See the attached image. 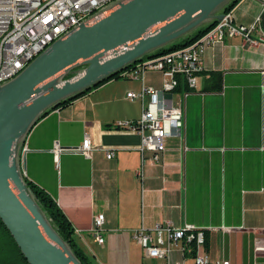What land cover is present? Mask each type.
<instances>
[{
	"label": "crops",
	"instance_id": "obj_1",
	"mask_svg": "<svg viewBox=\"0 0 264 264\" xmlns=\"http://www.w3.org/2000/svg\"><path fill=\"white\" fill-rule=\"evenodd\" d=\"M229 11L237 24L257 17L249 33L254 41L234 34L205 48L195 89L184 96V126L166 139L158 161L149 150L140 158L137 134L113 125L138 117L139 101L125 92L141 83L159 87L155 69L105 79L47 109L27 132L23 177L55 200L93 262L159 264L142 254L132 231L169 221L203 229L208 241L202 248L212 257L264 264V9L258 0H237ZM173 95L180 97L179 90ZM164 98L168 104L170 93ZM84 133L113 156L93 148L89 156L63 150L55 157L53 141L78 145ZM99 212L101 244L91 234ZM192 256L185 242L170 251L171 260L184 264H192Z\"/></svg>",
	"mask_w": 264,
	"mask_h": 264
},
{
	"label": "water",
	"instance_id": "obj_2",
	"mask_svg": "<svg viewBox=\"0 0 264 264\" xmlns=\"http://www.w3.org/2000/svg\"><path fill=\"white\" fill-rule=\"evenodd\" d=\"M228 1L114 0L98 18L55 38L0 83V220L28 264H82L24 181L21 148L33 123L61 100L220 19Z\"/></svg>",
	"mask_w": 264,
	"mask_h": 264
},
{
	"label": "built area",
	"instance_id": "obj_3",
	"mask_svg": "<svg viewBox=\"0 0 264 264\" xmlns=\"http://www.w3.org/2000/svg\"><path fill=\"white\" fill-rule=\"evenodd\" d=\"M114 0H0V83L13 76L17 67H23L34 55L43 50L44 42L98 18L103 9ZM264 9V0H258ZM254 21L248 25L233 23L230 11L223 12L208 29L190 43L160 55L137 60L128 70L120 73L128 77H142L144 70L155 69L161 73V85L152 87L141 83L138 90H128L125 97L140 103V112L134 119L117 120L114 127L133 132L138 136L136 149L143 158L149 150L151 158L158 161L159 153L165 148L168 137L177 136L184 126V96L195 89L197 74L202 69L201 57L207 46L220 42L225 36L240 34L244 39L254 41L249 35ZM262 39V37H261ZM179 87V88H178ZM179 90L180 97H174ZM170 93L166 104L164 95ZM93 148L103 149L105 157L114 151L95 147L86 133L80 144L61 146L53 141L52 151H75L89 156ZM141 178V173H139ZM103 214L92 218L91 234L101 244ZM223 231L228 227L221 226ZM144 256L159 260V264H184L173 261L170 251L178 242L193 250L192 264H231L227 257H212L203 250V229L183 222L179 226L169 221H157L151 227L140 225L132 231Z\"/></svg>",
	"mask_w": 264,
	"mask_h": 264
},
{
	"label": "trees",
	"instance_id": "obj_4",
	"mask_svg": "<svg viewBox=\"0 0 264 264\" xmlns=\"http://www.w3.org/2000/svg\"><path fill=\"white\" fill-rule=\"evenodd\" d=\"M236 2L237 0H229L223 6L222 11L223 12L229 11ZM214 22L215 20H211L207 23L201 24L200 26L196 27L192 31L173 40L172 42L167 43L163 46H160L146 53L145 55L141 57V59L160 55L162 53L182 47L183 45L192 42L199 35H201L206 29H208ZM131 66H133V63L127 65L125 70H128ZM71 74L72 72L66 73L64 77H68ZM116 76L128 77L118 72V73H114L113 75L105 79L116 77ZM103 80L99 81L95 85L99 84ZM95 85H91L89 88H92ZM84 91L77 92L74 95L61 100L54 107L68 103L71 99L78 96ZM24 181L26 185L29 187V189L32 191V193L34 194L38 204L40 205L41 209L44 211L45 215L49 218L54 229L57 231L60 237L68 243L70 249L72 250L74 255L79 259V261L82 264H97L93 262L88 257V255L82 250V248L77 244L73 236V227L69 219L63 213V211L58 206V204L55 202V200L44 189L38 187L36 184L32 183L30 180L26 179L25 177H24ZM207 241H208L207 234L203 230V247L206 246ZM0 264H28V262L23 257L22 253L20 252L18 246L14 242L12 236L10 235L6 227L1 222V220H0Z\"/></svg>",
	"mask_w": 264,
	"mask_h": 264
},
{
	"label": "bare ground",
	"instance_id": "obj_5",
	"mask_svg": "<svg viewBox=\"0 0 264 264\" xmlns=\"http://www.w3.org/2000/svg\"><path fill=\"white\" fill-rule=\"evenodd\" d=\"M49 43H50V42H44L43 49H44ZM38 52H40V51H34V55H36ZM34 55H33V56H34ZM21 68H22V67H17V70H14V71H13V75H14L17 71H19Z\"/></svg>",
	"mask_w": 264,
	"mask_h": 264
},
{
	"label": "rangeland",
	"instance_id": "obj_6",
	"mask_svg": "<svg viewBox=\"0 0 264 264\" xmlns=\"http://www.w3.org/2000/svg\"><path fill=\"white\" fill-rule=\"evenodd\" d=\"M79 68H80V67L76 68V70L72 71V73H73V72H77V71L79 70Z\"/></svg>",
	"mask_w": 264,
	"mask_h": 264
}]
</instances>
